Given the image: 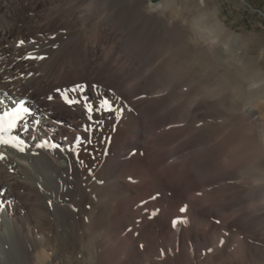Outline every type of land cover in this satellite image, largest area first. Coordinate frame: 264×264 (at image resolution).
<instances>
[{
  "label": "bare ground",
  "instance_id": "obj_1",
  "mask_svg": "<svg viewBox=\"0 0 264 264\" xmlns=\"http://www.w3.org/2000/svg\"><path fill=\"white\" fill-rule=\"evenodd\" d=\"M201 4L0 0V110L32 113L25 152L0 145V264H264V60L227 98L207 60L229 31ZM61 92L119 119L74 153L90 122Z\"/></svg>",
  "mask_w": 264,
  "mask_h": 264
},
{
  "label": "rangeland",
  "instance_id": "obj_2",
  "mask_svg": "<svg viewBox=\"0 0 264 264\" xmlns=\"http://www.w3.org/2000/svg\"><path fill=\"white\" fill-rule=\"evenodd\" d=\"M185 1L187 0H180V3L182 2V4H186L189 0L187 2ZM198 2L200 4L202 3V6H205L206 4L208 11L210 12L212 10L210 12L211 14L216 13L219 20L224 23L227 30L229 31L227 32L229 36V39L227 40L229 43L223 41L224 44L227 43L225 45L228 47V51L226 52V56L228 57L227 61H222L224 64L219 61L217 53L220 50L218 49H216L212 54L213 58L210 56L208 57L207 61L209 62L211 60L209 65L211 66L212 70V78H214V76L216 78L222 75V79L224 81L226 79L227 82H225L228 84V88H230L227 93V95L229 94L227 98L231 99L232 97L235 99V97H238L237 93H235V87L237 85H246L250 80L249 77L255 75L256 72H258L259 68L261 67L260 62L264 60V0H198ZM199 14L201 15L200 12L195 11L192 16L194 17L197 15L198 17L200 16ZM101 16L102 13L100 10H94L91 14L93 19H97ZM179 16H181V18H185V15L183 14H179ZM229 33L231 34L229 35ZM228 54H230V56H228ZM199 56L201 55L199 54ZM258 74L259 75L257 77H261L259 72ZM261 75H264V71L261 72ZM235 82L237 84L236 86L233 85ZM258 112L262 113L259 114ZM257 114L262 115L263 111L258 109ZM61 262L62 264L64 263L62 259Z\"/></svg>",
  "mask_w": 264,
  "mask_h": 264
},
{
  "label": "snow or ice",
  "instance_id": "obj_3",
  "mask_svg": "<svg viewBox=\"0 0 264 264\" xmlns=\"http://www.w3.org/2000/svg\"><path fill=\"white\" fill-rule=\"evenodd\" d=\"M23 43V42H21ZM30 59H45L43 56L39 57H29ZM80 86L77 88L71 89V91L75 92L78 90ZM60 92L59 89H57ZM61 98L63 99L64 103L67 104L69 107L74 105H83V110L87 115L88 121L90 122L87 126L83 128V131L87 133V136H80L77 135L75 137V144L71 151L74 153H78V150L82 146H86L92 143V133L94 132V125L99 126L103 125L104 119H96L94 120V115H99L103 117L105 113H115L116 118L119 119V115L117 113V109H115L112 105V102L107 98H99L97 102H93L89 100L87 97L75 98L70 97L67 92H61ZM48 99H52L51 96ZM32 113L30 112L29 108L25 107L23 102L11 107L5 108L0 110V145H4L7 147H11L16 149L18 152H25L26 145L25 142L18 136L15 135L14 132L18 127H21L23 123L27 120V117L31 116ZM35 123L39 124V120H35ZM26 127V125H25ZM48 142L45 141L42 144L37 145V147H47ZM51 147L59 148V145L52 144ZM85 151L87 148L85 147ZM4 155L0 154V159H4ZM82 162V161H81ZM131 177L129 180L131 181ZM154 198V197H153ZM187 211V206L180 208V212L184 213ZM154 214V213H153ZM185 223L181 218H177V220H173V226L175 227L177 223ZM219 223V221H217Z\"/></svg>",
  "mask_w": 264,
  "mask_h": 264
}]
</instances>
